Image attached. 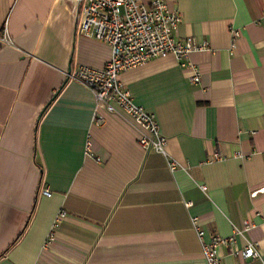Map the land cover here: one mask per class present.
<instances>
[{
	"label": "crops",
	"instance_id": "0c3cea01",
	"mask_svg": "<svg viewBox=\"0 0 264 264\" xmlns=\"http://www.w3.org/2000/svg\"><path fill=\"white\" fill-rule=\"evenodd\" d=\"M170 5L183 16L176 36L208 46L190 57L201 83L172 57L121 75L156 117L163 155L66 81L112 57L81 34L74 0H0V264H207L193 217L207 239L251 223L237 247L253 242L260 257L222 249L223 263L264 264V0Z\"/></svg>",
	"mask_w": 264,
	"mask_h": 264
},
{
	"label": "built area",
	"instance_id": "2783aa9c",
	"mask_svg": "<svg viewBox=\"0 0 264 264\" xmlns=\"http://www.w3.org/2000/svg\"><path fill=\"white\" fill-rule=\"evenodd\" d=\"M75 10L79 17L81 34L89 39L107 44L112 51L111 60L102 69L80 66L70 75V79L87 89L95 96L96 102L113 114H124L137 129V143L146 152L153 151L167 155V139L160 133L156 117L136 105L131 94L123 88L121 75L136 70L148 62L172 57L180 67L192 73L193 84L201 83V72L190 60L192 54L207 50V45L199 46L193 38L179 39L177 29L183 21L180 11L171 7L172 0H74ZM234 31L233 37H239ZM10 44L7 35L1 39ZM235 45L233 43L232 48ZM95 118L98 123L102 119ZM87 153L91 156L90 144ZM213 161L221 160L215 154ZM185 168L172 161L170 168ZM206 191V187H201ZM50 197L48 189L42 192ZM187 208L191 204H186ZM66 212H59L56 224L66 221ZM55 224V225H56ZM202 248V257L207 264H224L222 249H227L234 257L259 258L257 244L248 242L244 250H240L238 237H245L251 229V223L245 222L242 228H234L233 235L227 238L218 234H209L198 217L191 219ZM53 239V233L49 235Z\"/></svg>",
	"mask_w": 264,
	"mask_h": 264
},
{
	"label": "water",
	"instance_id": "95a60500",
	"mask_svg": "<svg viewBox=\"0 0 264 264\" xmlns=\"http://www.w3.org/2000/svg\"><path fill=\"white\" fill-rule=\"evenodd\" d=\"M70 75H71V71H69V73H68L67 80H66L67 82H68V81H69V79H70V78H69V77H70Z\"/></svg>",
	"mask_w": 264,
	"mask_h": 264
},
{
	"label": "trees",
	"instance_id": "16d2710c",
	"mask_svg": "<svg viewBox=\"0 0 264 264\" xmlns=\"http://www.w3.org/2000/svg\"><path fill=\"white\" fill-rule=\"evenodd\" d=\"M49 106V105H48Z\"/></svg>",
	"mask_w": 264,
	"mask_h": 264
}]
</instances>
